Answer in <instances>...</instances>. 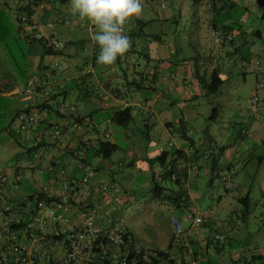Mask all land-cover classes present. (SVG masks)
<instances>
[{"label": "crops", "instance_id": "crops-1", "mask_svg": "<svg viewBox=\"0 0 264 264\" xmlns=\"http://www.w3.org/2000/svg\"><path fill=\"white\" fill-rule=\"evenodd\" d=\"M170 1L172 2V0ZM213 1L214 5L218 7H226L228 4L236 2L238 7L242 6L246 8L251 5V2L254 3L255 0H173L174 5L171 7L172 10L166 14L160 15H154L152 13L153 8L151 4L154 2L149 3L148 0H141L143 11L138 18L152 19V21L143 27V32L146 34L154 32L158 34L162 30L161 27L163 23L168 22L170 19L174 21L176 18L175 13H179L177 14L179 15L178 18H180L183 13L185 14L183 18L186 22L184 27H188L186 30L188 34L187 37L196 41L193 50L190 52L188 45L184 44V39L182 45H180L179 42L172 44L169 38L166 40L167 37H162L163 35L159 33L161 38L155 49L156 56L151 57L150 61L146 62L147 67H143L140 71L134 69L133 72L128 73L129 77H132V81H135L137 77L141 78L145 76V83H152V86L155 88L153 91L154 97L146 98V100L143 98L144 103H141L142 97L139 91L127 92L122 85H120L121 91L118 94L115 95L113 93L115 87L112 88L111 84L119 77V74L113 71L115 64L105 67L93 61V57L96 56L97 58L99 53L98 45L94 44L91 39L95 29L94 32L90 34L85 28H62L65 30L62 33L64 37L62 39L64 47L60 50V53L47 54L42 59L39 54L43 49L39 44L34 42L28 44L25 42L24 50L26 55L23 60L26 71L24 74L22 72L24 78L23 82L19 78V67L10 59L3 45L2 37L0 36V119H6V125L0 128V171L3 172L7 178L6 192L9 199L17 203H23L30 200L28 199L29 194L39 190L44 184L50 186V188H57L59 182L55 175L53 176L45 169L47 163L56 156H59L63 160L68 168V173L74 177H81L91 170L94 173V177L90 181L92 184L98 178L117 182L122 188L121 195L122 199L125 197L124 203L127 201L126 199L135 192V189H132V187L133 183L136 181L141 188L140 190L145 188L149 191L152 180L158 181L159 174L162 172L160 165L159 168L156 169L150 167L153 164H158L157 162L151 163V160L165 149L153 152V150H149L148 147H144L143 149L135 148L132 141V134L134 130L138 129L136 125V116L138 117L137 124L145 130L147 137L149 131H153V129L157 128L156 126L158 123H162L169 132L173 133L176 131L173 123L174 121L172 120L173 111L168 107L177 102H182L183 106L186 107L185 110L187 115H185L184 111H180L179 114L176 115L177 123L180 122L181 125L184 124L186 128L184 132L177 129V135L182 143L176 148L182 150V153H180L181 155H172L171 152H168L165 159L166 162H170V165H172L173 172L171 180H174L180 175L185 176L184 182L189 183L186 199L191 201L201 196L194 186V183L200 179V176L206 180L207 185L213 184L214 175L218 178L220 181L219 184L221 183L219 188L222 192L217 193L216 206L205 211L202 216L207 221L206 226L209 232H222L225 236L224 240L221 242L210 241L207 243L206 241H200L195 235L190 234V249L189 251H184L183 264H188L192 258L198 259L197 264H209V262H206L205 255L208 254V250L212 245L213 251L218 259L222 258L224 255V247L227 245L229 248V261L220 260V264H247L249 261H253V264H264V227L262 229L263 233L260 232L255 234V236L253 235V241H248L240 248L232 247L233 244L241 242L238 238L240 229L234 225L237 224V222L232 221V217L229 214L230 212L238 211V207L233 210V201L227 199L226 196L231 195L237 202V198L241 195L238 196L236 193L227 192L224 189L222 180L219 178V172L224 168H228L232 172L238 169V164L233 165V153L237 152L238 148L242 146H245V149L242 153L238 152L239 159L236 158L241 167L243 164L247 163V160H254L256 168H260L264 163V90L260 92V103L256 110L253 111L248 108L245 114L242 115V122L246 124V130L243 131L240 129L237 133L241 139L243 134L245 135L244 137L250 138L252 140L251 145L253 144L252 147H249L243 139L238 142L237 148L233 147L235 141L232 143L233 145L230 143L228 145H223L219 141L223 136V131L216 129L210 131L211 127H208V125H205L204 128L199 127L198 130H205L204 134L206 135L202 137V139L200 138L202 141V148H205L210 158L216 161V163L212 164V168L210 169V166H207L205 162L203 160L201 161L198 157L199 151L194 147V141L186 134V122L188 121V117L194 116L193 113L189 112V102L203 93L194 77V71H192L194 66H197L201 71L204 70L205 77L208 76L211 69L216 67L219 68V74L223 79L221 85L224 86L228 77L226 80L224 75H222V73H225L223 68L227 67L225 66V62L221 60L222 56L231 59V56L235 54L237 56L236 58H239V60H237V63H232V66L237 65V69L238 63L241 65L246 64L245 66H240L246 67V69H244L245 71L240 72L243 78H245V73L248 71L258 72L257 66L261 64V62L258 61L260 59L257 54H260V52L264 50V42L262 47L259 45L256 46L253 39V44L247 49V53L249 52L250 55L248 57H242L241 51H244V49L241 48L240 38L234 45V47L238 46V52L234 51L233 54H230L229 51L232 49L231 46L223 44L221 42L222 36L219 34V31L211 26V20L214 16L212 10ZM67 2L68 0L62 4L57 1L54 2L53 6L44 15V19L52 17V15H57V12H62L65 9L64 6H66V4L68 5ZM58 4L62 7H58ZM65 10L67 13L59 14L80 19L78 15L73 16L70 10ZM10 16L11 25L8 26L6 35L10 36L17 33L18 36L23 39L24 37L22 36H24V34H21V36L17 30L15 14L13 13ZM133 18H131L130 21ZM262 19L263 28L261 30L250 27L252 28L250 29L251 32L253 30H259L258 33H253V35L258 36V38L264 35V18ZM83 21L89 22L87 20ZM154 23L158 25L152 27ZM172 24L173 23H171V25ZM151 28L154 29L151 30ZM170 28L172 29L173 26L169 25L166 32H170ZM157 30L159 32H157ZM59 33L61 34V30ZM68 41L70 42L68 43ZM243 44L245 45L246 42L244 41ZM138 47L142 49L140 43ZM134 48L135 46L129 49L124 59L127 63L130 57H134L135 63H139L140 57H135V55H141V52L138 53ZM183 50H187V54H183ZM55 60L64 62L66 68L54 70L52 62ZM262 62L261 65L263 69L260 77H256V83L258 81H264V59ZM250 66L253 68L251 69ZM254 66L256 67V71H254ZM84 67L87 69L81 71ZM152 74L155 77V81H152L150 77ZM31 75L42 76L48 79L49 85L46 87H38L32 93H26L24 90L26 80ZM125 75L127 78V74ZM176 79H178V81H176ZM70 80H74L76 84L85 86V90H83V92H71L67 87V82ZM48 86L51 89L48 88L47 91ZM189 86L198 87V90L195 92L191 91V89H187ZM96 87H103L102 92L96 94L91 93ZM252 90L253 86L250 88L251 93ZM218 91L220 92V90ZM51 94L55 95L54 100H48ZM68 98L72 101L69 104L75 105L80 114L88 116L92 124L90 126H83L78 130L66 131L60 145L53 141H36L38 130L43 128V121H39L38 124L30 126L24 131H18L16 129L19 122L17 116L21 111L39 112V108L41 107L38 106L42 102H47L52 105L56 100L62 99L65 101ZM114 106H132L134 119L126 128L118 129L123 135L122 139L126 141L125 148H123L124 150H121L117 145V150L113 153L112 157L103 159L96 155L93 149L99 139H107L111 142H115L110 138V132L108 131L109 124H111L109 112H111ZM147 110L149 111L147 112ZM149 112L154 114L155 119L156 117L159 118L160 121H155L145 128L142 125V116L149 115ZM52 115L53 114L49 113V115L46 116V120L53 119ZM115 131H117V129ZM148 142L154 141L148 139ZM260 145L263 151L261 153H254L253 147L255 146L256 148ZM217 153L219 158L215 159ZM81 157L84 158L83 160L85 161H83L82 166L79 167L77 166V161ZM3 160H9V163L2 165L1 163ZM198 161L201 162L198 163ZM137 162L140 166V171L143 173L141 179L137 176L131 177L130 175L124 174V168L132 167ZM91 188L92 187H90V190H84V188H82L83 196H79V199H84V201L81 203L94 204V206L98 208L96 222L100 226L105 227L112 224L116 221V218L113 216L116 214L117 209H110L108 200L98 193L93 192ZM262 190H264V182L261 187V194L264 193ZM151 198L161 199L152 196ZM186 199H184L183 202ZM181 204L182 203H176L173 205V207L180 211V215L187 212L185 208L186 205ZM226 212L228 213L227 217H222V219L224 218L222 221L218 216ZM246 215L247 214L243 215L241 213L238 217L244 222ZM72 219H74V217H72ZM261 222H264V214L262 215ZM189 227L190 224L186 225L185 231L188 233ZM247 232L248 230L246 229V236H248ZM166 239L167 243L165 247H155L153 249L179 250L172 239V227H170L169 231L166 233ZM259 243L262 245H259ZM169 245L170 247H168ZM147 248L152 249V247Z\"/></svg>", "mask_w": 264, "mask_h": 264}, {"label": "rangeland", "instance_id": "rangeland-1", "mask_svg": "<svg viewBox=\"0 0 264 264\" xmlns=\"http://www.w3.org/2000/svg\"><path fill=\"white\" fill-rule=\"evenodd\" d=\"M67 3L68 5L66 4L64 8L70 10V0H68ZM151 5L153 8L152 13L154 15H160L170 12L172 10L171 7L174 5V2L173 0L172 2L170 0H164L163 8L160 6L159 2H156V4L152 3ZM0 6V36L3 38L4 42L7 43V45L9 46L11 53L14 59L16 60V63L14 64H17L19 67V78L23 82L24 78L22 76V72L24 74L26 70L21 51H23V49L25 48V42L22 38L18 36L17 33L15 35L10 36L6 35L8 26L11 25L10 15L13 14L14 11L8 7L3 6L2 2H0ZM57 6L60 8L62 7L59 4ZM65 9L62 11V13H67ZM263 9L264 6L262 4L260 5L259 3L254 1V3L251 2V5H249L248 7L243 8L241 6L238 8V11H235V17L240 18L242 20L240 24L242 25L243 29L248 30V36L250 33V29L254 28L261 30L263 28V19L260 17ZM175 14V20L173 21L172 19H170L168 20V22L163 23V26L161 27V32H159L158 30L157 32L163 35L162 37H167L166 40L169 38L172 44H176L177 42H179V44L182 45L184 39V44L188 45V48L191 52L194 48L193 46L196 41L194 39H191L190 37H187L188 34L186 33V30L188 29V27H184L186 22L183 18V15L185 14L182 13L180 18H178L179 15H177L179 13ZM171 23L173 24L171 25ZM155 24L156 23H154L152 27L158 25ZM169 25L173 26V28H170V32H166ZM153 29L154 28H151V30ZM60 30V39H63L64 37L62 36V33L65 30H63L61 27ZM141 39L136 40V45L134 48L137 52L142 53L141 55H135V57H140V64L135 63L133 59L134 57L128 58L127 63L124 60L127 54L121 57V63L119 65H115V68L113 69V71L119 74V77L114 80V83L111 84L112 88L117 86L120 87L121 83H126L125 79L123 78L124 72L127 74V79L129 81L132 80V77H129L128 73L133 72L134 69L136 71H140V69H142L143 67H147L145 54H147L148 56V53H153L152 49L155 47V45L153 44V40L151 37H141ZM253 39L256 46H263L264 35L261 38L254 36ZM139 43L142 45V49L138 47ZM145 45L146 47H144ZM152 45H154L153 48H151ZM182 52L183 54H187V50H183ZM263 53L264 50L263 52H260V54H257L258 58L260 59L258 61L261 62V64L263 63L262 60L264 59ZM236 57L237 56L234 54L231 56V59H228L225 56H222L221 58V60L225 62V66H227L226 68H223V71L225 73H222V75H224V78L226 80L228 77V80L224 86H220V92L218 91L209 95L201 93L199 94V96H196V98L189 102V112L193 113L194 116L190 118L188 117V121L186 122V134L191 140L194 141V147L197 149V151H199L198 157L201 159V161L203 160L207 166H210L212 158H210V156L208 155L207 150L205 148H202V141L200 140V138L202 139V137L206 135L204 134L205 130H198L199 127L204 128L205 125H208V127H211L210 131H212L213 129L223 131V136L219 140L220 143L223 145H228L229 143L233 145L232 143L235 141L233 147L237 148L238 142L242 139L247 143L249 147H252L253 145H251L252 140L250 138L244 137L245 135L243 134L244 138L242 137L241 139L237 133L240 129H242L243 131L246 130V124L242 122V115H244L249 108L248 100L251 97L250 88L253 86L254 89L256 77H260L261 71L259 70L257 72L256 67L254 66V71H256V73L253 71H248L245 73V78H243L240 72L245 71L244 69H246V67L240 66H245L246 64L241 65L238 63V69L236 68L237 65L232 66V63H237V60H239V58L237 59ZM250 68L252 69L253 67L250 66ZM86 69L87 68L84 67L81 71H85ZM262 69L263 67L261 68V70ZM138 78L139 77H137V79ZM176 81H178V79H176ZM144 84H148V82L145 83L144 81ZM67 87L69 90H71V92H83V90H85L86 88L85 86L76 84L74 80L68 81ZM48 88L51 89L48 86L47 91ZM102 88L103 87H96V89H93L91 93L96 94L102 92ZM127 88L132 89L130 87ZM187 89H191V91L195 92L196 90H198V87L195 88V86H189V88L187 87ZM153 93L154 92L150 89L140 90V94L142 97L141 103H144L143 98H153ZM65 102L70 103L72 101L70 100V98H68L67 100H65ZM214 107H216L218 115L214 119H212L210 118V115L212 114V109ZM168 108L173 111L172 120L174 121L173 123L176 131L171 133L162 125V123H158L156 126L157 128L153 129V131H149L147 137L145 130L137 124L138 117L136 116V125L138 129L134 130L132 134V141L134 143L135 148L143 149L144 147H148L149 150H153V152L165 149L170 153L177 146L181 145L182 141L177 135L178 123L176 121V115H178L180 111H184L185 115H187L185 110L186 107L183 106L182 102H177L176 104L171 105ZM137 109L138 107L136 108V113ZM148 111L149 110H147V112ZM155 121L159 122L160 119L156 117ZM4 125H6V119L1 118L0 128ZM113 128H116L117 131H115L116 129ZM118 129L120 128L115 125L109 124L108 131L110 132V138L117 143L121 150H124L123 148H125L126 141L122 139L123 135L118 131ZM148 139L153 140L154 142L149 143ZM244 147L245 146L238 148L239 151L237 150V152L233 153V165L238 164L240 168L238 167L235 172L233 171L232 176L230 177L234 184L232 188L233 193H236L238 196L245 195L247 192L249 193V213L245 216L244 222L238 217V215H241V211L239 209L240 205L238 201L236 202L234 197H231V195L226 196L227 199L233 201V210L238 207V211H233L229 213L232 217L231 220L237 222V224L234 225L238 227V229H240V232H238V238L241 242L233 244V248H240L242 245H245L248 241H253V235L255 236V234L260 232L263 233L262 229L264 227V222H261L262 215L264 214V193H260L261 187L264 182V163L260 168H256L254 160H247V163L244 162L245 164H243V166L241 167L240 163L236 158L239 159L238 152L242 153V151L245 149ZM253 150L254 153H261L263 151V148L261 147V145L257 146L256 148L254 146ZM216 155L218 156V153ZM112 159L115 160L114 158ZM201 161H198V163H200ZM6 163H9V160H3L1 164L3 165ZM139 167L140 166L138 165V162L135 163L132 167H126L124 168V174L130 175L131 177L137 176L141 179L143 173L142 171H140ZM150 167L152 169H156L159 168V164H153ZM199 178L200 179L194 183V186L196 187L198 194L200 193L201 196L198 199L191 201H188L186 199V192L189 189V183L187 182H182L178 185L173 182L168 183V181L166 180H160V184L166 185L168 183L169 186L172 185V190L166 192L168 198L163 197L161 199H153L151 198V194L147 191V189L142 188V190H140L141 188L136 181L133 183L132 187V189H135V192L126 199L127 201H125V203V197H123L122 199L121 194L119 197L120 200L114 202L117 211L113 217L116 218V221H121L128 228L130 233L133 235V239L137 245L152 248L165 247L167 243L166 233L171 227L170 218L180 216V211L173 207V205H175L176 203L185 204L186 211L191 213L193 216L199 215L202 218H204L202 214H204L205 211H208L209 209H212L216 206L217 193L222 192L219 188V185L221 184H219L220 181L217 177H214L213 184L207 185L206 180L203 179L202 176H200ZM262 191L264 192V190ZM184 199L186 200L183 202ZM227 214L228 213L226 212L217 216L222 219V217L226 218ZM188 224H190V222L188 221L182 222L183 231L186 230V225ZM246 229L248 230V236H246L245 233ZM261 243H259V245H262ZM223 254L224 255L222 256V258L218 259V257H216L215 252L213 251L212 245L208 250V254L205 255L206 262H209V264H220V260L228 262L229 248L227 245L224 247ZM247 264H253V261H249Z\"/></svg>", "mask_w": 264, "mask_h": 264}, {"label": "built area", "instance_id": "built-area-1", "mask_svg": "<svg viewBox=\"0 0 264 264\" xmlns=\"http://www.w3.org/2000/svg\"><path fill=\"white\" fill-rule=\"evenodd\" d=\"M6 7L15 12L17 6L30 5V13L21 12L18 24L22 33L35 38H42L55 50L62 49L64 42L60 39L61 28H85L90 34L94 31L91 22H85L72 16H57L43 20L46 0H1ZM35 2V3H34ZM164 6V2H161ZM52 66L58 70L66 68L62 61L55 60ZM260 68V66H258ZM49 81L37 75L27 78L25 92L32 93L38 86H47ZM264 90V81H259L252 90L248 100L249 107L254 109L258 104L259 94ZM53 119L46 120L47 109L39 112L21 111L18 116V131L27 130L39 121L44 127L38 130L36 141H53L61 144L66 131L78 130L83 125H91L88 116L79 114L77 107L58 100L52 104ZM155 120V116H149ZM58 158H52L45 166L52 171L58 166ZM62 178L57 188L44 186L55 199L50 201L28 200L17 203L9 199L6 192L7 178L0 171V264H183L184 251H189V235H195L202 242L223 241L222 232H209L202 228L204 218L185 212L178 217H171L172 239L178 251L167 252L161 256L156 250L131 246L128 229L120 221L105 227L96 222V206H84L79 199L82 188L107 197L113 202L120 200L121 189L115 181L98 178L90 182L94 173L89 171L81 177L65 175L60 168ZM232 183H229L231 186ZM83 196V195H82ZM74 213V216H73ZM74 217V219H72ZM190 222L189 233L183 231L182 222ZM192 258L188 264H197Z\"/></svg>", "mask_w": 264, "mask_h": 264}, {"label": "trees", "instance_id": "trees-1", "mask_svg": "<svg viewBox=\"0 0 264 264\" xmlns=\"http://www.w3.org/2000/svg\"><path fill=\"white\" fill-rule=\"evenodd\" d=\"M56 1L62 4V3H65L67 0H46L47 5H46V7L44 9V15L47 13V11L53 6V3L56 2ZM148 1H149V3L150 2H154L153 4H156V2H159L160 6H161V2L162 1L164 2V0H148ZM255 2L259 3L260 5L261 4L264 5V0H255ZM212 4H213L212 10H213L214 16L212 17V20H211V23H212L211 26L214 29H216L217 31H219V34L222 36L221 42L223 44H225V45L231 46L232 49H231V51H229V53L233 54L234 51L238 52V46L234 47V45H235V42L238 41V39L241 38L240 39L241 40V48L244 49V51H241L242 57H248L250 55V53L249 52L247 53V49L250 47V45L253 44V37L255 36V35H253V33H256V32L258 33L259 30H256V31L253 30L252 32L250 31L249 36H248V32H247L248 30L243 29L242 25L240 24L242 20L240 18L235 17V11L236 10L238 11V8H239L236 2H234V3L232 2V3L228 4L226 7L225 6L218 7V6L214 5V1H213ZM3 5L6 7L5 4H3ZM161 7L163 8L164 6H161ZM30 8H31L30 5H26V6H17L14 9L15 10L14 14H15V21H16V25H17V30H18V33L20 35L24 34V33H22L23 31L20 28L21 26L17 22L18 21L17 17L19 16V14L21 12H25L26 14H29L30 11H31ZM59 13H62V12L61 11L57 12L56 13L57 16H60ZM62 16H67V15H62ZM260 17L264 18V10L261 12V16ZM47 18L46 19L43 18V20L45 21V20H47ZM150 21H152V19L133 18L129 23H127L125 25V32H126L127 35L130 36L131 41H132V46L131 47H134L136 45V40L141 39V37L142 38H144V37H147V38L151 37L152 38L153 44L155 45V47H154V45L151 46V48L154 47L152 49L153 53H148V56H147V54H145L147 62L150 61L151 57H155L156 56V54H155L156 45L159 43V39L161 38L159 33L158 34H156V33L146 34L145 32H143V27H145ZM94 29H95V26H94ZM22 37H24L23 38L24 42H26L28 44L31 43V42L39 44V46L43 49V51L39 54L41 59L47 54H58V53H60L61 49L55 50L51 46H47V43L42 38H35V37H32V36L27 35V34H24V36H22ZM255 37H258V36H255ZM1 39L3 41L4 47L6 48V50L8 52V55H9L10 59L14 63H16V60L14 59L9 46L7 45V43L4 42L3 38H1ZM244 41L246 42L245 45L243 44ZM69 42L70 41H68V43ZM65 43H67V42H65ZM63 47H64V45H63ZM145 47H146V45H145ZM21 53H22L23 58H24L25 55H26L25 50L23 49V51H21ZM93 61H96V56L93 57ZM121 61H122L121 57L118 58L117 61L115 62V65H119L121 63ZM258 66H260V68ZM258 66H257L258 67V71L259 70L262 71L261 70L262 65L259 64ZM53 68H54V70L57 69L55 67H53ZM193 71H194L193 72L194 77L197 79L199 87L203 91V93L209 95V94H212V93H216L219 90V88H220V86H221V84L223 82V79H222V77L219 74V68L216 67V68L211 69V71L209 72L207 77L204 76L205 75V71L204 70H202V71L199 70V68H197V66H194ZM125 74L126 73L124 72L123 73V78L125 79L126 83H124V84L121 83L120 85L124 86L127 92L128 91L129 92L130 91H139L140 92V90H145V89H150L152 91L155 90V88L152 86V83L144 84L145 76H143L141 78L139 77L137 80H135L136 81L135 82V81H132V80L128 81V79L126 78ZM39 77L44 78L42 76H39ZM150 77H151L152 81H155V77H154L153 74ZM38 87H46V86H38ZM127 87H130L132 89H129ZM120 91H121V88L119 86H117V87L114 88L113 93L116 95ZM127 92H125V93H127ZM251 95H252V93H251ZM52 99L53 100L55 99V95L51 94V96H49L48 100H52ZM144 99L146 100V98H144ZM56 101H58V100H56ZM56 101H54V103ZM259 103H260V94H259L258 104L256 105V107L254 109H252L250 107L249 108L251 110L255 111L256 108L259 106ZM38 107H41V108H39L40 110L41 109H47L48 110L47 116L49 115V113H51V114L58 113L57 110H55V108L53 109L52 105H50L47 102L40 103V105ZM109 114H110V123L115 125V126H117V127H119L120 129L121 128H126L134 119V114L132 113V106H114L111 109V112H109ZM151 115H154V114L150 113L149 115L147 114L146 116H142V125H143V127L146 128L150 124H153L155 122V120H150L149 119V116H151ZM217 115H218L217 109H216V107H214L212 109V114L210 115V118L214 119ZM82 116H85V115L82 114ZM43 123H44V121H43ZM91 124H92V121H91ZM83 126H88V125H83ZM43 127H44V125H43ZM178 129L180 131H182V132H184L186 130L185 125L184 124L181 125L180 122H178ZM117 147L118 146H117V144L115 142H111L110 140H107V139H99V141L97 142L95 148L93 149V152H95L96 155H98L99 157H101L103 159H109V158L112 157L113 153L117 150ZM222 149H221V151H222ZM180 153H182V150H180L178 148H175L171 152L172 155H176V154L181 155ZM167 155H168V151L167 150H163L153 160H151V163L157 162L160 165V167L162 168V172L159 174V180L158 181L157 180H152V185H151V187H150V189L148 191L151 194V196L154 197V198H163V197L164 198H168L166 192H169V190H172V185L169 186V184H168L169 182H173V183H176V184L179 185V184H181L182 182L185 181V176L184 175H180L177 178H175L174 180H171V175H172L173 170H172V165H170V162H166L165 161ZM54 158H58L59 164L52 171L46 170L47 172H49L53 176L55 175V177H56L58 182H60V180L62 178H64L60 174V168L65 171V175L66 176L69 175V176L74 177L73 175H70L68 173V168L66 167L65 163L63 162V160L59 156H56ZM218 158H219L218 156H215V159H218ZM83 159L84 158L81 157L77 161V166H79V167L82 166V162L85 161ZM213 163H216V161L215 160L211 161L210 169L212 168V164ZM232 173L233 172L230 169H228V168H224V169L220 170V172H219V178L222 180L224 189L227 192L229 191L230 193L232 192V188L234 186V184H233V182H232V180L230 178L232 176ZM214 177H215V175L213 176V179H214ZM160 180H162V181L166 180V181H168V183L166 185L165 184H160L159 183ZM230 182L232 183L231 186H229ZM44 186H47V187L50 188V186L44 184L43 186H41L39 188V190H36V191L32 192L31 194H29L28 199H30V201L34 200V199H37V200L44 199L46 201H50L52 199H55V197L53 195L49 194L48 190H44ZM118 186H119V184H118ZM120 189H121V187H120ZM105 198H106V200H108V202L110 204L109 208L110 209H115V205H113V202L110 199H108L107 197H105ZM237 201H238V203L240 205L239 209H240L241 213L243 215L248 214L249 213V210H248L249 209V203H250L249 194L246 193L245 195L239 196L237 198ZM82 204L84 206H93L94 205V204H88V203L87 204L82 203ZM206 222L207 221L204 218V221L202 223V228H207L208 229V227L206 226ZM112 224H110V225H112ZM126 229H128V228L126 227ZM129 234H130V238H131L130 245L131 246L137 245L135 243V241L133 239V235L130 233V231H129ZM210 241H213V240L209 239V240H207V243H209ZM213 242H221V241H213ZM168 247H170V245ZM153 250H156L158 252V254L161 255V256H166L167 252L169 251V249H166V250L153 249ZM152 264H156V261L153 260Z\"/></svg>", "mask_w": 264, "mask_h": 264}, {"label": "clouds", "instance_id": "clouds-1", "mask_svg": "<svg viewBox=\"0 0 264 264\" xmlns=\"http://www.w3.org/2000/svg\"><path fill=\"white\" fill-rule=\"evenodd\" d=\"M70 11L95 26L91 39L99 47L96 62L107 67L131 48L125 25L142 14L143 4L141 0H70Z\"/></svg>", "mask_w": 264, "mask_h": 264}]
</instances>
